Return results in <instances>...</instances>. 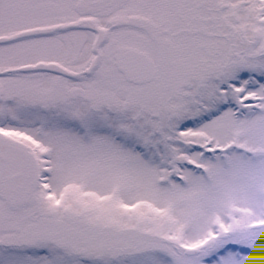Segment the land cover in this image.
<instances>
[{"label": "rangeland", "instance_id": "obj_1", "mask_svg": "<svg viewBox=\"0 0 264 264\" xmlns=\"http://www.w3.org/2000/svg\"><path fill=\"white\" fill-rule=\"evenodd\" d=\"M205 6H217L221 27L242 37V63H207L190 38L161 52L136 38L157 61V79L128 84L113 66L114 49L100 71L113 86L87 82L81 121L0 106V130L39 145L50 171L48 186H38L42 220L31 207L0 209V235L20 230L33 245L3 264H264V0H142L136 12L166 27ZM201 23H187V34L193 27L198 35ZM83 45L91 49L88 36ZM32 53L25 43L0 46L8 63ZM1 81L4 101L19 102L22 92L29 103L38 90L20 74ZM55 96L48 101H62V92ZM60 206L84 208L86 217L66 227L44 220Z\"/></svg>", "mask_w": 264, "mask_h": 264}, {"label": "flooded vegetation", "instance_id": "obj_2", "mask_svg": "<svg viewBox=\"0 0 264 264\" xmlns=\"http://www.w3.org/2000/svg\"><path fill=\"white\" fill-rule=\"evenodd\" d=\"M81 2L82 0H0V38L15 37L36 29L67 27L91 20L97 27L110 32V39L103 48L104 61L111 54V51L115 49L111 56L113 58L116 49L121 45L131 46V44H134V46L148 51L142 44H135L136 38L149 45L152 43L156 44L160 52L161 45L170 48L172 45H180V42L184 40L182 20L178 19L177 21L169 22L166 24L168 27L165 28L164 23L155 18V16L145 15L144 17L136 12V8L140 9L142 6V0H111L110 6L100 12L93 11L91 9L93 5ZM143 24L148 25L147 29L142 27ZM86 36L91 41L90 50L83 45ZM95 37L96 33L92 30L72 28L64 31L59 29L49 35L24 37L19 41L7 44V46H15L16 44L25 43L31 45L34 53L31 54L30 58L23 60V62L17 60L13 63H8L5 62L6 59L1 57L0 76L7 69H16L39 63L57 64L74 75V77L68 78L52 72L41 71L33 73L29 77L31 76V82L37 83L33 86L35 90L38 89L32 98L33 100L29 103L21 102L24 95L18 92L20 101L18 102V99L12 98L10 99V103L16 105L20 110L27 108L32 110V112L39 113L44 119L45 116L51 119L58 118V115L62 111L63 113L70 112L72 119L81 121L84 118L82 113L83 104L86 102L84 93L86 88L89 89L87 82L100 80L101 84L102 82L104 84L109 83L110 86H113L108 78L101 75V69L91 77L87 75V71L94 59L92 46ZM167 39L170 41L169 46L166 45ZM112 42L117 44H115V48L111 47ZM193 42H196V40H193ZM79 48H81V51ZM160 52L157 54L159 55ZM156 65L158 69L157 61ZM45 83H48V85H44ZM60 83L63 85H59ZM61 92L63 95L61 97L62 101H48L56 99V93ZM19 93L22 95L19 96ZM24 143L28 145L29 150L34 154L37 166H43L45 158L49 155L42 154L40 156L38 154L39 149H34L28 142ZM33 194L32 192L31 198L33 200L30 201H35L37 204L34 205L35 213L32 216L33 218L42 220L43 212L37 211L39 200L35 195L32 196ZM1 204L3 206L1 207L0 205V209L4 208L6 210L4 214L13 213L7 204L3 202ZM78 205L81 204L79 203ZM80 209L78 208L79 213ZM4 214L0 212L1 219ZM72 219L75 218H72L69 210H60L59 208L56 211L48 213L47 217L44 218V220L50 221L51 224L61 227L68 226ZM7 235L4 236L8 237V239H5L3 236H1L3 238H0V257L7 255L9 259H16V253L10 252L8 254L6 253V249L11 246L14 248L21 247L20 230L14 231L13 234L9 232ZM9 236H12V238ZM12 242L18 243L12 244Z\"/></svg>", "mask_w": 264, "mask_h": 264}, {"label": "water", "instance_id": "obj_3", "mask_svg": "<svg viewBox=\"0 0 264 264\" xmlns=\"http://www.w3.org/2000/svg\"><path fill=\"white\" fill-rule=\"evenodd\" d=\"M81 3L93 5V11H103L110 6L111 0H83ZM72 28H82L96 32L93 44L95 58L89 70L88 76H92L103 62V47L109 40V31L97 27L93 21L87 20L77 25L52 29H36L12 38H0V45L19 41L24 37L49 35L59 29L68 31ZM168 44L170 43L167 41ZM117 70L124 76L128 83L134 85H147L152 83L157 74L154 61L147 52L134 47H119L114 56ZM53 65L40 64L35 67H22L20 69L8 70L5 73H31L45 70L62 74L66 77H74L65 69ZM60 68V69H59ZM3 95V87L0 84V100ZM36 179L35 162L28 148L19 142L0 138V197L13 209L16 210L27 202L31 187ZM200 250H186L189 257L196 256Z\"/></svg>", "mask_w": 264, "mask_h": 264}, {"label": "trees", "instance_id": "obj_4", "mask_svg": "<svg viewBox=\"0 0 264 264\" xmlns=\"http://www.w3.org/2000/svg\"><path fill=\"white\" fill-rule=\"evenodd\" d=\"M219 4V3H218ZM196 8H187L185 12V20L182 21V31L183 38L191 40H197L195 45H197V52L199 57L202 60H205L207 63L209 61H213L212 65H216L219 67L226 68L228 61H233L234 63H242L244 51L242 49V37L241 38H233L231 34H229V30H224L219 23V16L217 14L218 8L214 6L212 8L203 7L198 11L193 12ZM225 15V11H221ZM227 17V16H226ZM201 21V25H199V34L197 35L194 32V28H191V32L187 34V23L193 25L195 23V19ZM231 18V16H230ZM205 21H207L205 23ZM216 26V28L222 29V34H217L214 31H211L212 26ZM224 45L225 49L221 48V43ZM230 57V58H228ZM227 58V59H226ZM240 58V59H239Z\"/></svg>", "mask_w": 264, "mask_h": 264}, {"label": "bare ground", "instance_id": "obj_5", "mask_svg": "<svg viewBox=\"0 0 264 264\" xmlns=\"http://www.w3.org/2000/svg\"><path fill=\"white\" fill-rule=\"evenodd\" d=\"M17 69H20V67L17 68ZM25 110H27V108H26ZM28 197H29V196H28ZM27 199H28V198H27ZM29 199H30V200H33L31 197H29ZM29 199H28V200H29ZM26 203H27V202H26ZM26 203H25V204H26ZM25 204H24V205H25ZM22 206H23V205H22Z\"/></svg>", "mask_w": 264, "mask_h": 264}]
</instances>
